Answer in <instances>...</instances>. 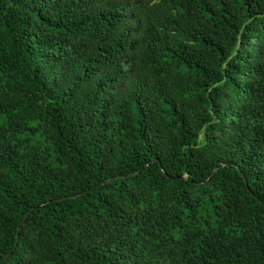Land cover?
<instances>
[{
    "label": "trees",
    "instance_id": "obj_1",
    "mask_svg": "<svg viewBox=\"0 0 264 264\" xmlns=\"http://www.w3.org/2000/svg\"><path fill=\"white\" fill-rule=\"evenodd\" d=\"M0 264H264V0H0Z\"/></svg>",
    "mask_w": 264,
    "mask_h": 264
}]
</instances>
